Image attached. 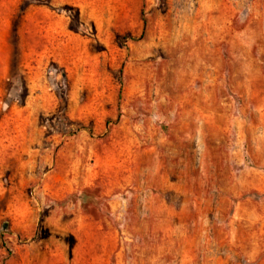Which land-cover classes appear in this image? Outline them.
Segmentation results:
<instances>
[{
  "label": "rangeland",
  "instance_id": "374dc122",
  "mask_svg": "<svg viewBox=\"0 0 264 264\" xmlns=\"http://www.w3.org/2000/svg\"><path fill=\"white\" fill-rule=\"evenodd\" d=\"M0 264H264V0H0Z\"/></svg>",
  "mask_w": 264,
  "mask_h": 264
},
{
  "label": "trees",
  "instance_id": "16d2710c",
  "mask_svg": "<svg viewBox=\"0 0 264 264\" xmlns=\"http://www.w3.org/2000/svg\"><path fill=\"white\" fill-rule=\"evenodd\" d=\"M94 193H96V192H94ZM93 192H90L89 190H86L84 193H83V195H84V205H83V207H84V209H88L89 207V205H91V204H93L92 206H94V208H98V206L100 205V203H102V201L101 200H96L95 198H94V194ZM91 195V194H93V197L91 198L90 196L88 197V195ZM90 211L92 212V213H94L95 211L93 210V209H90Z\"/></svg>",
  "mask_w": 264,
  "mask_h": 264
}]
</instances>
